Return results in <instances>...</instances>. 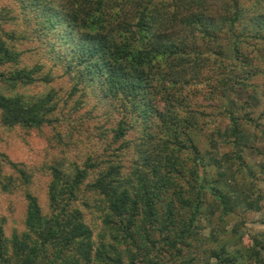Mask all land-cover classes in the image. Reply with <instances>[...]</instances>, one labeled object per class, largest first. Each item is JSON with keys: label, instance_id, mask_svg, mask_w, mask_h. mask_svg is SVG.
Instances as JSON below:
<instances>
[{"label": "trees", "instance_id": "16d2710c", "mask_svg": "<svg viewBox=\"0 0 264 264\" xmlns=\"http://www.w3.org/2000/svg\"><path fill=\"white\" fill-rule=\"evenodd\" d=\"M42 48L48 67L25 62ZM262 63L264 0L1 5L0 140L47 126L63 153L36 167L49 175L43 212L30 190L36 170L0 151V191L20 188L25 197L24 229L7 237L0 224V264L194 263L207 187L226 203L209 177L216 161H207L198 137L225 132L235 151L249 128L239 117L252 120L243 112ZM88 92L115 101L109 127L67 114ZM202 253L205 264H264V232L240 249L223 242Z\"/></svg>", "mask_w": 264, "mask_h": 264}, {"label": "rangeland", "instance_id": "374dc122", "mask_svg": "<svg viewBox=\"0 0 264 264\" xmlns=\"http://www.w3.org/2000/svg\"><path fill=\"white\" fill-rule=\"evenodd\" d=\"M9 3L10 0H0V6ZM43 51L44 48L37 54L28 51L24 56L25 62L33 65L38 60L39 63L48 67L52 59ZM261 67L264 71V63L261 64ZM252 82L258 88L256 91L248 93L251 104L243 112L252 120L239 117V121L248 125L249 128L246 134L240 137L239 145L235 151L232 150L225 132L215 135L211 140H205L204 135L198 137V147L207 156V161L209 163L216 161L211 164L209 177L212 179V185L226 194L224 199L226 203H221L213 191L207 187L208 195L203 201L200 216L204 225L201 228L204 240L198 251L189 253L191 256L196 255V260L192 264L208 263L207 256L202 253L204 248L218 247L224 242L227 243L228 251H232L234 248L240 249L248 235L264 232V72L256 76ZM40 87V84L31 85L33 92L39 91ZM246 94L242 93L237 98L241 101ZM97 96L92 92L85 93L80 108L67 113L71 116L72 121H78L80 124L83 123L91 127L98 126V123L106 124L109 127L112 121L108 117V112L113 111L115 101L109 99L107 101L99 93ZM116 103L119 105L118 101ZM63 104L62 100L61 106ZM66 108H62V112H66ZM120 111L123 113L121 109ZM114 117L118 119L117 115ZM252 121L258 122L259 125L255 126ZM16 132L18 134L13 133L6 140H0V151H5L10 160L20 163L27 170H36L31 174L30 190L37 196L42 211L46 212L48 210L47 184L49 175L47 176L48 173L45 172L43 174L36 167L42 165L45 159L48 160L51 156L63 153V151H58L53 146L55 139L47 126L40 132L36 128L22 129ZM133 133L136 134L129 130L128 137H133ZM110 142V140L104 142L102 147L107 146ZM84 143L86 147L87 144L85 141ZM124 165L128 167L130 162L126 161ZM7 172L16 174L12 167H7ZM223 212L227 214H224L222 218L228 221L221 229L220 217ZM24 213L25 197L20 188L13 190L12 193L0 191V224L3 226L5 236L11 237L14 232L19 233L24 229ZM98 224L99 222H96L97 226ZM213 263L214 261L210 260L209 264Z\"/></svg>", "mask_w": 264, "mask_h": 264}]
</instances>
